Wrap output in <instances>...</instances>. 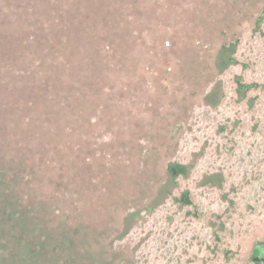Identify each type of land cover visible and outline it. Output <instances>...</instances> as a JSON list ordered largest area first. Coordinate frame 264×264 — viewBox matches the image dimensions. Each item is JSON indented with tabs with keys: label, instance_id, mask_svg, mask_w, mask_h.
I'll list each match as a JSON object with an SVG mask.
<instances>
[{
	"label": "rangeland",
	"instance_id": "1",
	"mask_svg": "<svg viewBox=\"0 0 264 264\" xmlns=\"http://www.w3.org/2000/svg\"><path fill=\"white\" fill-rule=\"evenodd\" d=\"M250 1L0 0V164L24 157V202L61 207L57 222L71 224L84 201L139 172L137 151L124 159L132 147L161 137L186 174L154 164L149 194L125 195L113 262L252 264L264 241V0ZM56 6L81 24L58 33ZM234 42L222 71L217 52ZM239 78L257 86L243 93ZM217 81L225 97L211 109Z\"/></svg>",
	"mask_w": 264,
	"mask_h": 264
},
{
	"label": "trees",
	"instance_id": "2",
	"mask_svg": "<svg viewBox=\"0 0 264 264\" xmlns=\"http://www.w3.org/2000/svg\"><path fill=\"white\" fill-rule=\"evenodd\" d=\"M253 2L256 5L262 3L263 0H253ZM65 6L63 10L56 6L51 17L47 18L50 19L51 23H54V28L58 30V33L67 34L72 28H75L74 26L80 25L81 20L72 25L71 20L74 18L70 17L69 10L65 9ZM236 7L240 8V5L237 3ZM108 9L109 7H106L105 11L108 12ZM246 12L249 16V10ZM90 13L92 14V12ZM86 15L83 16L81 13L82 21L88 19L89 16ZM236 16H239L237 12ZM263 20L264 9L256 21V26L261 25ZM94 22H98V20ZM42 23L43 21L39 25V30L45 39H49L48 35L51 34L49 28L53 25L46 26ZM237 46V42L229 43L221 46L217 52L218 56L222 53L226 55L221 66L222 71L227 67L228 61L235 63L230 54L235 52ZM240 79H236V83L238 89L242 90L243 93L257 86L251 84L246 87ZM219 82L217 81L215 88L211 92L209 91L210 93L207 91L208 94L204 97V105L211 109L219 107L225 97ZM174 136L176 138V135H172V137ZM162 141L161 137H155L150 146L138 145V149L132 147L124 159L127 160L137 151L136 167H140L139 172H136L135 176L121 175L114 183H108L106 194L101 196L98 201H92L91 205L84 201L83 206L81 205L77 212L73 213L74 218L71 224L57 222L56 219L62 217L59 210L61 207L49 209L43 204H39L41 207H34V203L27 205L24 202V180L27 176L32 175L24 170V157L19 159L20 164L18 161L13 162L11 166L7 165V167L0 164V264H97L96 261H100L98 264H117L113 262L116 261V255H118L113 245L114 242L122 241L125 237L124 234L120 233L121 230H124L123 225V229L121 226L119 228L121 212L122 210L125 212L127 209L123 200L125 195L132 190L135 193L138 191L141 194H149V192H145L157 181V177L154 176L156 174L154 164H157L159 169L161 168V174H164V170H166V174L170 178L185 176L186 174L184 165L168 163L164 150L170 151L171 146L165 147L163 150L160 147ZM165 143L166 145L170 144L166 138ZM126 150L127 147L124 152ZM175 156L176 154H174ZM0 161H5V159L0 157ZM127 165L128 163H124L118 171L122 172V167L126 170ZM95 167L96 170L101 169V167ZM103 169L105 172V168ZM130 173H134V171H130ZM137 183H143V185L138 187ZM163 191L168 193L166 188ZM183 200L186 204H191L188 192L183 195ZM150 209L153 208L150 206L140 211L142 213L143 211L149 212ZM90 212L100 213L102 217L98 222L93 223ZM84 215L88 217L87 221H85ZM82 244L84 245L82 246ZM86 244H92L93 247H87L83 250L82 248ZM80 246L82 247L80 248ZM120 255L122 256V253ZM107 258L112 261L109 262L106 260Z\"/></svg>",
	"mask_w": 264,
	"mask_h": 264
},
{
	"label": "flooded vegetation",
	"instance_id": "3",
	"mask_svg": "<svg viewBox=\"0 0 264 264\" xmlns=\"http://www.w3.org/2000/svg\"><path fill=\"white\" fill-rule=\"evenodd\" d=\"M260 250L262 251V260L261 261H256L257 260V257L259 256L260 254ZM254 256L251 258V263L252 264H264V241L261 242L259 245H256L255 248H254ZM253 252V253H254Z\"/></svg>",
	"mask_w": 264,
	"mask_h": 264
},
{
	"label": "water",
	"instance_id": "4",
	"mask_svg": "<svg viewBox=\"0 0 264 264\" xmlns=\"http://www.w3.org/2000/svg\"><path fill=\"white\" fill-rule=\"evenodd\" d=\"M262 260V251L260 250V254H259V256L257 257V260L256 261H261Z\"/></svg>",
	"mask_w": 264,
	"mask_h": 264
}]
</instances>
